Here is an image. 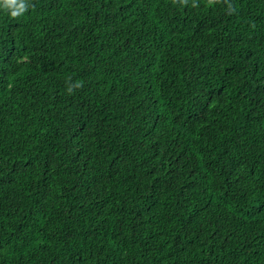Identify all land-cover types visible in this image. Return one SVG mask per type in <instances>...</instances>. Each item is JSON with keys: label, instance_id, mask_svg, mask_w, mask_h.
Returning <instances> with one entry per match:
<instances>
[{"label": "trees", "instance_id": "16d2710c", "mask_svg": "<svg viewBox=\"0 0 264 264\" xmlns=\"http://www.w3.org/2000/svg\"><path fill=\"white\" fill-rule=\"evenodd\" d=\"M26 3L0 9V264H264V0Z\"/></svg>", "mask_w": 264, "mask_h": 264}, {"label": "clouds", "instance_id": "9594fccd", "mask_svg": "<svg viewBox=\"0 0 264 264\" xmlns=\"http://www.w3.org/2000/svg\"><path fill=\"white\" fill-rule=\"evenodd\" d=\"M28 4L26 0H0V9L7 11L11 17H18L27 11ZM80 85L77 84L76 87ZM71 87L69 91H71Z\"/></svg>", "mask_w": 264, "mask_h": 264}]
</instances>
